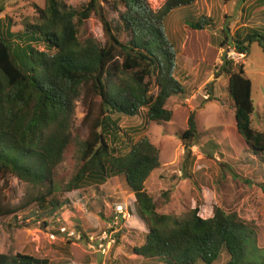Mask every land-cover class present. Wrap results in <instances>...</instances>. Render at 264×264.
Instances as JSON below:
<instances>
[{"label":"trees","instance_id":"1","mask_svg":"<svg viewBox=\"0 0 264 264\" xmlns=\"http://www.w3.org/2000/svg\"><path fill=\"white\" fill-rule=\"evenodd\" d=\"M100 1L72 7L64 0H45L43 8L32 5L34 21L24 23L18 33L11 31L12 25L7 35L0 27V181L7 185L9 178H17L36 191L17 207L0 205V218L15 215L17 223V213L37 205L45 215L30 219L29 224L42 223L48 228L49 218L63 208L60 194L82 197L80 193L89 189L100 193L110 180L121 177L135 196L131 213L147 230L143 243L131 248L132 255L167 264H264V248L254 224L217 206L210 218L201 217L199 207L184 216L158 213L145 189L151 174L161 166L160 150L145 130L150 123L170 122L169 101L187 94L176 77L177 52L164 30L165 21L173 11L197 0H165L158 9L148 0H114L124 8L115 24ZM260 2L264 5V0ZM94 15L102 23L105 44L85 34L84 26ZM209 21V17L194 21L196 29L204 30ZM254 43L264 49V34L259 29L244 39L240 34L231 36L221 42V48L248 54ZM220 71L228 78L236 134L264 166V132L252 125L256 111L252 81L244 65L226 56ZM78 102L86 110L82 124H88L89 132L85 138L76 127ZM194 113L178 135L187 156L200 136ZM116 114L139 116L144 126L141 131L121 128L120 119H112ZM70 146L77 148L75 164L60 189L57 169ZM185 176L192 177L189 170ZM80 232L84 237L96 233ZM0 264L49 261L23 249L0 253Z\"/></svg>","mask_w":264,"mask_h":264},{"label":"rangeland","instance_id":"2","mask_svg":"<svg viewBox=\"0 0 264 264\" xmlns=\"http://www.w3.org/2000/svg\"><path fill=\"white\" fill-rule=\"evenodd\" d=\"M64 1L67 5L79 7L88 0ZM148 1L152 8L158 9L165 0ZM206 1H199L198 10L195 6L177 9L165 21L164 30L177 52L176 77L185 85L187 94L169 101L167 107L173 112L170 122L150 123L145 130L146 136L160 150L161 164L151 174L145 189L154 199L158 213L184 216L199 207L200 216L210 218L215 206L236 213L244 223L258 227L259 245L264 248V166L236 134L228 78L220 71L225 53L232 49L228 46L221 48L220 42L225 35L229 40L237 34L244 39L253 29L264 34V5L260 4L262 0H216L215 6L210 4L204 15ZM208 1L211 3L212 0ZM100 2L115 24L124 8L114 0ZM34 4L43 8L45 0H0L3 34L7 35L10 25L11 31L18 33L24 23H32ZM247 10L257 11L248 15ZM209 12L213 13L209 25L204 30L196 29L194 21L211 16ZM224 29L226 32L223 33ZM84 31L105 44L102 23L95 15L86 22ZM232 62L244 65L245 74L252 81V99L256 107L252 125L264 132V49L254 43L244 61ZM85 111L84 105L78 102L76 127L84 138L89 132L88 124H82ZM192 112L196 114L200 136L187 156L178 135L187 128L188 116ZM117 118L121 128L140 130L144 126L139 116L116 114L112 117ZM76 150L75 146H70L57 169L56 185L60 189L71 177ZM185 170L190 171L191 178H186ZM35 193L17 178H9L7 185L0 181V205L3 207H17ZM80 194L82 197L76 193L60 194L58 199L63 202V208L58 211L60 214L49 218L48 228L42 223L29 224L30 219L38 220L45 215L37 205L17 213V223L15 215L0 218V253L15 254L30 249L49 264H100L97 254H90L84 242L69 244L63 231L89 233L94 230L100 233L110 223L115 206L122 204L131 208L135 196L121 177L110 180L100 193L89 189ZM57 231L62 235L56 234ZM146 234L143 223L132 216L119 233V244L113 248L106 264H167L163 260L132 255L131 248L140 246Z\"/></svg>","mask_w":264,"mask_h":264},{"label":"built area","instance_id":"3","mask_svg":"<svg viewBox=\"0 0 264 264\" xmlns=\"http://www.w3.org/2000/svg\"><path fill=\"white\" fill-rule=\"evenodd\" d=\"M229 61H244L247 57L245 52H239L236 49H229L225 53ZM133 214L129 206L118 204L114 208V215L106 229L100 233L88 235L86 237L80 231H63L67 240L75 242H84L87 250L92 255H100L103 258L101 264H106V259L115 248L119 233L123 231L124 226L132 219ZM62 234V233H61Z\"/></svg>","mask_w":264,"mask_h":264},{"label":"crops","instance_id":"4","mask_svg":"<svg viewBox=\"0 0 264 264\" xmlns=\"http://www.w3.org/2000/svg\"><path fill=\"white\" fill-rule=\"evenodd\" d=\"M199 1H201V0H197L196 3L193 4V5L190 6V7L195 6V7H196V10H198V8H199V7H198V4L200 3ZM215 2H216V0H212L211 3H209L208 0L206 1V3H205V4H206V8H204V10H205V11H204V15H205V13H206V9L210 7V4L213 5V6H215ZM196 5H197V6H196ZM262 9H263V8H261L260 10H262ZM182 10H184V9H182ZM175 11H176V10H175ZM175 11H173V12H175ZM256 11H257V10H256ZM256 11H252V12L250 11V12H249V10H247V13H248V15H251L253 12L255 13ZM196 12H197V11H196ZM197 13H198V12H197ZM247 13H246V14H247ZM208 15H211V16H209V17L212 19L213 13H212V12H209ZM207 17H208V16H207ZM263 30H264V28H263ZM223 40L229 41L228 38H223L222 41H223ZM205 41H206V39H205ZM222 41H221V42H222ZM221 42H220V45H221ZM228 43H229V42H228ZM231 46H232V45H231ZM247 55H248V54H247ZM135 226H136V229L138 228V230H139V227H137V225H135ZM96 233H97V232H96ZM97 256H98V258H99V262H100V264H101L102 261H103V258H102L100 255H97Z\"/></svg>","mask_w":264,"mask_h":264}]
</instances>
